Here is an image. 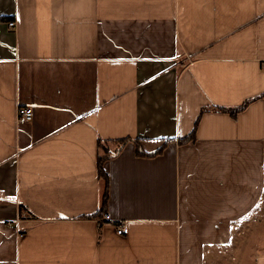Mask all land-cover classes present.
<instances>
[{
  "label": "crops",
  "instance_id": "0c3cea01",
  "mask_svg": "<svg viewBox=\"0 0 264 264\" xmlns=\"http://www.w3.org/2000/svg\"><path fill=\"white\" fill-rule=\"evenodd\" d=\"M262 93L264 0H0V264H264Z\"/></svg>",
  "mask_w": 264,
  "mask_h": 264
},
{
  "label": "trees",
  "instance_id": "16d2710c",
  "mask_svg": "<svg viewBox=\"0 0 264 264\" xmlns=\"http://www.w3.org/2000/svg\"><path fill=\"white\" fill-rule=\"evenodd\" d=\"M264 93H262V95L257 96V97H261L263 96ZM257 97H252L249 98L247 100H245L242 104L240 105H236V106H215L212 108L204 106L202 108L201 112H204L205 110L208 109H214V110H218V111H223V112H229L230 114L236 116L237 113L243 109H245L248 104L254 100ZM197 124H198V120L195 123V126L192 130V132L185 136V137H180L179 141L184 143V142H188L191 140H195V131L197 128ZM133 141L136 144V151L139 155H147V156H152V155H156L158 153H160L163 149V147H160L158 150H156L153 153H147L142 145H141V141L139 138H132V137H124V138H120V139H116V140H104L99 138L98 141V146H99V154H98V174L99 177L104 181V191H103V195H102V203H101V208L93 214H89L88 216H96L98 214L103 215L104 212L106 211L107 208V203H108V199H109V176L108 173L105 170V162L110 159L113 155L117 154L124 146L126 143ZM166 141H170V139H167ZM112 143H115V145H112ZM22 206V205H21Z\"/></svg>",
  "mask_w": 264,
  "mask_h": 264
},
{
  "label": "built area",
  "instance_id": "2783aa9c",
  "mask_svg": "<svg viewBox=\"0 0 264 264\" xmlns=\"http://www.w3.org/2000/svg\"><path fill=\"white\" fill-rule=\"evenodd\" d=\"M9 25H10V27H15L16 21L15 20H10L9 21ZM18 116H19V119H21V120H26V121L32 120L33 116H34L33 108L31 106L19 105ZM105 218L108 219L109 215L106 214ZM128 232H129V227H128L127 223L122 221L121 223L118 224L117 233H119V234H127Z\"/></svg>",
  "mask_w": 264,
  "mask_h": 264
},
{
  "label": "rangeland",
  "instance_id": "374dc122",
  "mask_svg": "<svg viewBox=\"0 0 264 264\" xmlns=\"http://www.w3.org/2000/svg\"><path fill=\"white\" fill-rule=\"evenodd\" d=\"M253 228L256 230V229H258V228H261V225H257V226L255 225ZM263 233H264V232H263Z\"/></svg>",
  "mask_w": 264,
  "mask_h": 264
}]
</instances>
